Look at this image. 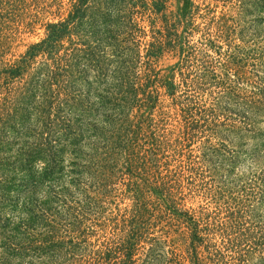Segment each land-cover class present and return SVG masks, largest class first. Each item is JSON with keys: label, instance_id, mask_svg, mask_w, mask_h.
<instances>
[{"label": "trees", "instance_id": "16d2710c", "mask_svg": "<svg viewBox=\"0 0 264 264\" xmlns=\"http://www.w3.org/2000/svg\"><path fill=\"white\" fill-rule=\"evenodd\" d=\"M169 1L0 0V12L4 5L9 11L0 13L3 19L14 22L17 10L40 5L39 13L51 17L43 24L44 37L18 59L0 55V155L21 145L19 136L35 118L43 129L34 134L39 141L33 157L49 163L48 177L52 159L68 151L81 160L76 167L71 159L72 173L95 193L77 208L65 203V211L76 213L69 217L61 218L48 202L41 209L24 208L29 213L17 226L0 218V264H250L249 251L241 248L249 232L242 220L253 211L255 183L227 191L204 161L184 154L217 127L231 128L227 101L260 112L256 96L264 89L249 92L247 86L264 72V48L244 37L234 17L246 12L250 0H175L174 11H168ZM166 55L177 62L156 69ZM107 75L114 82L102 94L100 78ZM99 110L141 112L151 119L150 134L128 118L95 158L83 154L86 141L99 136L91 125ZM137 141L151 142L163 156L170 149L176 160L118 163L105 146L133 147ZM16 152L17 161L25 157L22 146ZM184 181L188 195L224 201L211 212L186 209ZM117 183L126 186L131 202L105 217L97 198L105 200L107 188Z\"/></svg>", "mask_w": 264, "mask_h": 264}, {"label": "rangeland", "instance_id": "374dc122", "mask_svg": "<svg viewBox=\"0 0 264 264\" xmlns=\"http://www.w3.org/2000/svg\"><path fill=\"white\" fill-rule=\"evenodd\" d=\"M249 3L251 5L246 8V12L243 14L239 13V16L235 14L234 17L239 20V27L243 29L244 37L248 40H254L264 48V0H250ZM168 6V11H174L175 0H170ZM41 7L42 5L34 10H32V6L25 10H17L14 15L18 17L14 18V22L12 19L6 20L0 17V37L3 36L4 38V49L0 55L2 57V52H5L3 57L5 61L11 62L18 59L20 55L24 54L30 44L39 42L44 37L43 24L50 20L49 18L51 17H46L43 13H39ZM4 11L9 12L5 5L0 13L4 14ZM35 11L39 13L37 14L38 18L31 19ZM221 11L222 7L219 5L217 14ZM191 39L195 41L196 35ZM177 60V57L166 55L157 63L156 69L164 70L175 64ZM106 62L104 63L105 66H114L113 62ZM111 72L112 69L109 70V73ZM90 74L93 75V73ZM92 75L90 79H92ZM100 80L102 82L100 91L103 94L107 89L106 87L114 81L110 75L100 78ZM250 83V86H247V91L249 92H254L255 89L260 88L264 89V72L252 76ZM249 95L250 93H247L245 96ZM256 99H258V103H261L259 104L260 112L250 110L248 108L250 105L242 108L234 104L233 101H227L226 107L229 110L224 112V114L232 119L226 121L227 124L231 125V128L217 127L212 135L207 133L200 141L192 144L189 149H184V154H191L193 159L204 161L208 168L217 174L218 181H224L223 184H225L227 191L233 189L235 184L240 187L255 183L254 191L258 193L260 199L258 198L256 202L258 195L250 198L251 202L249 203L252 205L253 211L245 214L242 220L243 226L249 232L247 231V234L244 235V243L243 245L241 244V248L249 251L250 264H264V93H258ZM224 114L222 115L224 116ZM243 117L247 118L246 125L242 124ZM126 119L135 125L142 122L144 126L140 129L141 133L147 132L150 134L151 119L141 112L134 110L131 114L127 113L119 116L99 110L91 119V125L97 130L99 136L97 138H89L83 146L82 153H89L90 155L93 153V158H95L98 155L97 153L101 152L106 138L114 137L113 132L115 129L123 130L125 128ZM221 120H224V118ZM36 122L37 120L32 118L29 128L24 133L25 136H19L21 145L15 144L12 150H7V152L0 155V218L9 220L12 227L21 223L22 217L29 213L27 210L23 211L24 208L30 210L31 206H36L37 209H41L42 206L50 202V204H54V213H57L61 218H65V216L76 215L74 211H65L67 209V207H64L65 203H68L71 208H77L84 203L85 197L95 196V193L92 192L93 190L87 187L89 185L86 186L84 184V177L81 176L80 178L72 173V169H75L81 160L77 157L74 159V156L68 151L63 153L57 160L52 159L53 162L50 164L54 165L57 161L59 165L55 169L51 165V169L54 171L48 177L47 167L49 163L47 164L41 158L42 156L37 159L33 157L35 151L33 146L36 141H39L36 136L34 137V134L39 128L43 129L39 124L36 127ZM121 123L122 127L119 126ZM234 126L235 128H233ZM208 137L211 140L210 145L205 143ZM88 143L90 144L88 145ZM19 146H22L26 153L25 157L19 160L20 162L24 161L21 162L20 168L22 171L17 170L19 161H17L16 151ZM105 146L115 154L113 158L118 163H123L126 159L135 161L136 164L142 160H146L145 162H149V164L154 162V160L160 162H174L176 160L172 150L162 151L164 153L163 156L161 151L151 142L144 144L141 141H137L133 147L125 145L115 146L109 142ZM81 157L84 156L82 155ZM71 159L75 162L76 167L70 165ZM24 166L25 168L23 169ZM126 182L127 180H125ZM185 183L184 181L185 189L181 191L186 197L183 202L186 209L207 207L206 210L211 212L218 203L224 201L221 199L218 201L209 194L200 192H193L188 195ZM125 188L126 186L117 183L107 188L110 193H108L105 200L98 196L97 201H99V204L97 205L103 210L105 217L124 209L130 204L131 201L128 200L129 196L128 192L124 191ZM70 230H74V226L70 227L67 235L71 238L75 237V233L70 232ZM108 231L110 232L111 228L106 232ZM73 239L76 242L75 238ZM95 240L96 238L91 239L90 242L94 243ZM205 261L206 264H211L208 259Z\"/></svg>", "mask_w": 264, "mask_h": 264}]
</instances>
